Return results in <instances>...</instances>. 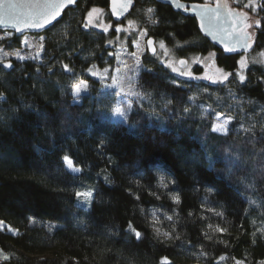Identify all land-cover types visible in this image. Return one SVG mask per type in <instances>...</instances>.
<instances>
[{
	"label": "trees",
	"instance_id": "1",
	"mask_svg": "<svg viewBox=\"0 0 264 264\" xmlns=\"http://www.w3.org/2000/svg\"><path fill=\"white\" fill-rule=\"evenodd\" d=\"M109 5L79 0L67 9L48 30L45 64L14 59L11 70L0 65V105H36L32 124L0 126V221L19 232L0 230V248L11 255L3 264H161L164 257L170 264H261L264 64L250 66L244 84L236 78L225 85L178 83L148 52L137 76L148 99L133 103L127 124L116 123L117 94L101 92L105 83L89 73L92 66L116 65L108 46L114 33L82 27L93 7L106 9L112 20ZM148 7L156 9L151 18ZM260 14L253 53L264 51ZM127 19L181 56L215 51L219 67L238 68L240 55L215 47L196 18L165 3L134 0ZM0 42L21 48L23 36L11 32ZM81 80L90 91L77 103L71 86ZM220 112L233 118L227 135L212 131ZM228 154L238 162H229ZM64 155L82 172L70 173ZM89 188L94 199L85 210L75 192ZM129 222L141 240L126 233Z\"/></svg>",
	"mask_w": 264,
	"mask_h": 264
},
{
	"label": "snow or ice",
	"instance_id": "2",
	"mask_svg": "<svg viewBox=\"0 0 264 264\" xmlns=\"http://www.w3.org/2000/svg\"><path fill=\"white\" fill-rule=\"evenodd\" d=\"M112 2V13L114 15H118L117 8L115 7L117 0H111ZM169 2L176 8L181 9L183 12L192 13L195 16L199 17V27L200 30L205 32L207 35L212 36L215 40L217 36H219V43L223 46L224 52H235L238 48L248 49L251 47L253 43V33L248 31L249 29H259L262 27L261 19H253V16L249 15L247 12H237L228 7L226 3L221 4L220 0H217L215 7L210 6L209 4H198L192 3L182 4L180 0H169ZM76 0H0V26H3L5 29L12 28L16 32L23 33L25 30L34 29L41 30L46 28L49 25H53L54 22H57L59 17L63 14L64 10L71 5H75ZM131 4V0H127V3L124 5V8L120 9V12H123L127 9L128 5ZM244 7L250 9L251 13L255 15H259V12L264 11V0H248V3L244 5ZM98 9L92 8L86 17V21L82 24L84 29H88L89 27L96 26L92 24L91 17L94 12H97ZM146 12L149 14L151 18V14L156 12V9L153 7H148ZM233 17H236L239 20V24H237ZM230 20L232 21L230 23ZM155 23V21H153ZM131 21L129 24L131 25ZM225 25H227L225 27ZM110 27V26H109ZM105 31H108V27H105ZM123 29L117 27L116 31L120 32ZM146 35V30L142 33ZM226 37H231L230 40L226 39ZM40 41L44 40L43 36L39 37ZM27 44V40L24 41ZM148 45H153L154 41L150 38L147 41ZM136 47H139L137 41H134ZM160 48L166 50V46L163 41L160 42ZM43 51V44L41 43L39 49L37 50L36 56L27 57L28 59H38L40 57V52ZM0 52H3L0 49ZM151 52L153 55L156 54V48L152 47ZM15 58L17 60H24L26 57L21 55L20 53H14ZM135 56V53H132ZM210 56H214L215 53H210ZM264 55V54H262ZM7 58V53H4L0 56V65L4 69H13V65L11 61L5 63V59ZM179 63L182 65H186L187 61L184 59H180ZM240 70L236 72V77L240 84H244L247 80V76L245 74V70L247 68L246 59L242 56L238 61ZM167 67H171V64H167ZM63 69L66 72H71L69 66L67 64L62 65ZM139 65V58L136 59L135 67H130L129 72H135ZM39 71V69H37ZM49 72H52V68L49 67ZM107 71V70H105ZM117 71H119L117 69ZM173 72H177L176 68H172ZM218 71L223 72L222 69H218ZM89 73L92 75H96V73L92 72V69H89ZM181 76L192 77L191 72H180ZM233 73H224L222 80L219 81L223 83L228 80L229 76H232ZM129 79L127 73L121 74L120 79ZM199 79L200 77H195ZM117 78L113 77L115 81ZM208 79H211L210 77ZM217 81H213L216 83ZM261 82H264V78H261ZM113 85H105V87H114ZM88 84L86 81H79L77 83L72 84V95L74 98H77L82 95L83 92L88 90ZM120 93H124V87L120 86ZM131 95H138L136 92L130 90ZM0 99H4V93L0 92ZM79 102L78 100L76 101ZM131 108V104L127 105V108H122L119 103L112 110V115L117 118L116 123L127 124L128 120V109ZM189 109L185 108L184 112L187 113ZM217 121H220V115L216 116ZM230 123V120L225 119L220 121L218 124L213 125L212 131L218 132L223 135H227V124ZM238 157L233 158L230 154H228L229 162L235 164L238 162ZM62 160L65 164L67 170L72 174H78L82 172V168L77 166L73 159L68 155H64ZM174 183V181H173ZM95 190L89 188L85 191H76L75 197L77 200L78 207H85V210H88L93 199H94ZM174 200L176 203L180 202L179 196H175ZM217 215H222L221 213H217ZM171 219V217H168ZM211 227V225H209ZM7 228L8 231L13 232L14 235H18L19 232L16 229H12L9 226H6L3 221H0V230H4ZM218 231L223 232L225 229L217 228ZM126 233L132 236L135 240L139 241L142 238V233L137 230L131 222L128 223ZM157 235H160L159 230H157ZM165 237L168 236V233L163 234ZM226 257L220 256L219 260H224ZM11 255L7 253L4 249L0 248V264H3L5 261H10ZM161 264H170L168 257L162 258ZM236 264H241V261L237 260ZM264 264V262H261Z\"/></svg>",
	"mask_w": 264,
	"mask_h": 264
},
{
	"label": "rangeland",
	"instance_id": "3",
	"mask_svg": "<svg viewBox=\"0 0 264 264\" xmlns=\"http://www.w3.org/2000/svg\"><path fill=\"white\" fill-rule=\"evenodd\" d=\"M201 3H213L215 0H197ZM230 5L232 7H237L239 5H242V9L245 12L249 13V15L253 16V19L261 18V14L259 12V15H255L251 13L250 9L244 7L245 4L248 3V0H228ZM98 9L97 12H94L91 21L93 25L89 28H95L101 31H104L106 33L113 32L114 36L110 39L108 42V46L113 49V54L116 56V65L114 66H106V67H98V66H92V72L96 73V75H90L94 77L97 80L103 81L104 87L101 89V92H114L117 94L118 97V103L122 108H127V105L130 103L131 107L134 102L136 103H143L148 97H146L141 91L140 88L137 86V76L140 73V71L144 68H146V62L144 61L147 53L148 48L146 45L147 37L149 36L148 31L145 28H142L139 26L138 22L133 19H124L122 22H115L113 20H110L108 18V11L101 7H93ZM87 17V16H86ZM129 21H131V25L129 24ZM154 21V19L151 20V23ZM110 26V27H109ZM105 27H108V31H105ZM117 27H120L123 29L120 32H117ZM146 30V35H143L142 33ZM255 28L250 29L249 31L253 33V36L256 35ZM11 32L9 31H0V41L9 36ZM43 36L44 40L40 41L39 37ZM27 40V44L24 43V41ZM52 41L51 38V32H44L42 34H26L23 36V45L21 48H8L1 44L0 42V49L3 50V52H0V56H2L4 53H7V58L5 59V62L7 61H13L15 58L14 53H20L21 55L25 56V59H28L27 57L30 56H36L37 50L39 49L40 44H43V51L40 52V57L38 59H30L37 61L39 63L45 64L49 58L48 52L50 50L49 43ZM134 41H137L139 44V47H136L134 44ZM163 41L166 46V52L165 49L160 48V42ZM178 46V45H177ZM154 47L156 48V54L153 55L151 53V56L158 60V62L163 65L165 68L169 69L172 74H174L178 79V83H181L182 81H201L206 82L212 85H225L231 78H236V72L240 70L239 64L237 70L233 72H228L222 67H219L216 62V52L211 51L208 54H191L188 56H181L176 52V48L169 46L167 42L164 39H156L154 43ZM132 53H135V56L132 55ZM210 53H215L214 56H210ZM264 51L255 52L252 51L249 53L241 54L239 57V60L243 56L246 59L247 68L245 70V74L250 66L253 64H264ZM139 58V65L140 67L135 72H129L130 67H135L136 59ZM180 59H184L187 61L186 65H182L179 63ZM238 60V61H239ZM171 64V67H167V64ZM176 68L177 72H173L172 68ZM117 69L119 71H117ZM218 69H222L223 72L218 71ZM107 70V71H105ZM200 70V72H198ZM180 72H191L192 77L187 76H181ZM127 73L128 77H130V80L125 78L123 80L120 79L121 74ZM224 73H233L232 76L228 77L227 81H224L223 83H220L219 81L222 80ZM113 77H116L117 79L114 81ZM195 77H200L199 79H196ZM211 79H208V78ZM238 80V79H237ZM213 81H217L216 83H213ZM115 83L116 86L114 87H105V85H113ZM88 84V82H87ZM124 87V93H120V86ZM89 86V84H88ZM88 87V90L86 92H83L82 95L87 94L90 89ZM130 90L136 92L138 95H131ZM81 95V96H82ZM77 100H79V97H77ZM117 103V104H118ZM116 104V106H117ZM115 106V107H116ZM130 109H128L129 112ZM36 113V105L33 102H26L19 106L14 107H4L0 105V126L3 128L8 129H17L19 127H22L24 125H29L34 122V117ZM220 115V121H223L225 119L230 120V123L227 124V132L230 128L231 122L233 121V118L230 116H227L226 114L220 112L217 113V115ZM215 116V124H218L220 121H217ZM113 118L116 120L113 116ZM218 133V132H217ZM221 134V133H220ZM6 226H8L6 223H4ZM5 231L13 234V232L8 231L7 228L4 229ZM14 235V234H13ZM50 253H45L43 256H51Z\"/></svg>",
	"mask_w": 264,
	"mask_h": 264
},
{
	"label": "water",
	"instance_id": "4",
	"mask_svg": "<svg viewBox=\"0 0 264 264\" xmlns=\"http://www.w3.org/2000/svg\"><path fill=\"white\" fill-rule=\"evenodd\" d=\"M78 1H79V0H76V4H77ZM155 1L160 2V3H165V4L169 5V6H171L172 9H173L174 11L180 12L181 14H183V15H185V16H188V15H189V16H192V17L196 18V20H197V22H198V28H199V31H200L205 37H207L208 40H209V41H210L215 47H217L218 49H220L221 51H223V46L219 43V36H217V39L214 40V39L212 38V36L207 35L205 32H203V31L200 30V27H199V17L195 16V15L192 14V13H186V12H183L181 9H178V8L174 7V6L169 2V0H155ZM216 2H217V0H215L213 3H201V2H191V1L180 0V3H182V4H188V5H190V4H192V3H198V4H209V5L212 6V7H215ZM126 3H127V0H117V3H116V5H115V7L117 8V13H118V15H114V14L112 13V2H111V0H110L109 10H110V13H111V16H112V20H113V21L119 23V22H122L124 19L127 18V16L129 15V13L132 11V9H133V7H134V0H131V4L128 5V7H127V9H126L125 11L120 12V9L124 8V5H125ZM220 3H221V4L226 3V4L228 5L229 8H231V9L237 11V12H245L244 10H240L238 7H232V6L230 5V3H229L228 0H220ZM76 4H75V5H71V6H69L68 8H66V9L64 10L63 14L61 15V17H59V19H58L57 22H54L53 25H49V26H47V27L44 28V29H41V30L28 29V30H25L23 33H19V32H16V31H15L14 29H12V28H7V29H5L3 26H0V31H9V32H12V33H14L16 36H19V37L25 36L26 34H42V33L46 32V31L50 30L53 26H55V25H56V24H57V23L63 18V15H64L65 11H66L67 9H69V8L75 7ZM232 20H234L237 24H239V20H238L236 17H233ZM231 22H232V21L230 20V23H231ZM226 26H227V25H225V27H226ZM249 30H250V29H249ZM249 30H248V31H249ZM150 38H151V39L154 41V43H155V40H154L152 37H150ZM150 38H148V39H150ZM226 39L230 40L231 37H226ZM147 41H148V40H147ZM254 46H255V38H254V36H253V43H252V45H251L250 48H248V49L238 48L237 51H235V52H230V53H229V52H224V51H223V52L226 53V54H228V55H241V54H245V53H249V52H251V51L254 49ZM152 47H154V44H153V45H148V43H147L148 52H149L150 54L152 53V52H151V48H152ZM7 62H8V61H7ZM5 63H6V62H5ZM7 70H11V69H7Z\"/></svg>",
	"mask_w": 264,
	"mask_h": 264
},
{
	"label": "flooded vegetation",
	"instance_id": "5",
	"mask_svg": "<svg viewBox=\"0 0 264 264\" xmlns=\"http://www.w3.org/2000/svg\"><path fill=\"white\" fill-rule=\"evenodd\" d=\"M185 1H187V0H185ZM148 38H150L149 36L147 37V40H148ZM147 40H146V45H147ZM156 41V40H155Z\"/></svg>",
	"mask_w": 264,
	"mask_h": 264
}]
</instances>
